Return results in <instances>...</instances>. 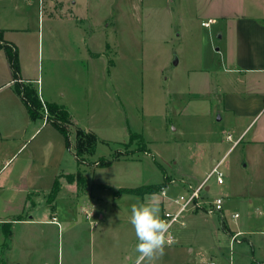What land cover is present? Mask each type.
I'll return each mask as SVG.
<instances>
[{
    "label": "rangeland",
    "instance_id": "374dc122",
    "mask_svg": "<svg viewBox=\"0 0 264 264\" xmlns=\"http://www.w3.org/2000/svg\"><path fill=\"white\" fill-rule=\"evenodd\" d=\"M58 1L62 3L0 0V15L8 14L2 23L16 29L7 36L17 48L23 82L34 87L41 84L58 95L70 112V140L74 141L77 127L97 135L94 152L84 163L97 164L99 157L113 159L107 166L94 168V179L118 185L166 179L165 193L171 198L185 194L188 184L196 187L199 177L237 136L229 120L232 112L222 106L224 92L264 95V73L236 66L230 52L237 21L264 20V0ZM208 18L214 21L208 27L201 25ZM7 63L0 67L2 78L11 77ZM36 119L23 136L21 155H32L34 161L50 166L55 158L49 156L45 140L47 130L54 129ZM131 132L137 135L129 141ZM235 144L219 167L224 182L218 184L212 176L207 181L210 190L200 194L207 201L225 196L229 183L239 181L241 185L230 188L240 192L242 207L238 209L243 212L248 199L264 196V143L256 148L247 147L245 139ZM65 150L64 167H81ZM232 170L236 173L231 174ZM86 171L91 174L90 168ZM68 192L62 190L64 196ZM156 193L158 199L160 190ZM40 197L35 194L36 206ZM72 200L61 197L58 203L65 216L58 214L54 225L34 223L29 229L33 244L3 253V261L7 256L10 264L14 258L16 264H55L58 259L71 264L77 257L86 259L84 219ZM172 206L175 210L176 205ZM188 212L181 214V225L172 227L177 250L166 245L164 254L154 259L164 258L159 264L252 263L248 240L231 248L224 240L222 254L215 252L211 238L190 224L193 214ZM75 216L76 222L68 221ZM194 218L211 225L218 221L216 215L202 211ZM21 226L17 241L23 234Z\"/></svg>",
    "mask_w": 264,
    "mask_h": 264
},
{
    "label": "crops",
    "instance_id": "0c3cea01",
    "mask_svg": "<svg viewBox=\"0 0 264 264\" xmlns=\"http://www.w3.org/2000/svg\"><path fill=\"white\" fill-rule=\"evenodd\" d=\"M53 1L56 4L59 3L58 5L62 3V1L58 0ZM15 9H17L16 6ZM7 18L8 14L4 17L0 15V29L3 30V37L6 41L12 39L7 34L16 30L2 23ZM218 38L219 40L223 39L221 32L218 34ZM230 46L231 54L233 52V64L239 67L242 66L250 72L264 73V20H238ZM216 49L221 50V47H217ZM225 49L228 52V44L225 45ZM4 63H7L6 56L3 49H0V67H4ZM23 75V78H29L27 77L28 75ZM35 80H38V78ZM11 85V77L2 78L0 68V251L2 250L0 253V264H10L8 260L10 259L9 256H7V260L3 261V253L6 254L7 252L8 254L13 248L20 246L30 247L33 244L31 242L32 235H29V229H31L34 223L50 225L57 223V215H64L58 200L61 197L67 198L68 196L76 202L75 207L76 209L78 208L76 212H81V217L83 216L84 222L82 224L86 231L83 236V242L86 243L87 240L84 246H88V257L86 259L77 257L71 264H134L137 255L134 250L136 238L134 229L129 223L130 206L135 202L145 201L149 198L157 199V193L140 195L121 190L122 188H135L147 184L137 185L131 183L130 185H118L110 181L95 180L94 168L98 167L96 163L87 164L86 162L81 163V167L77 166V169H72L71 167L66 169L64 167L65 148L71 153L72 151L66 146L64 136L47 121V116L45 117L44 112L41 124L45 126L49 124L54 129L50 128L49 131L47 130L48 139L45 140V144L47 145L49 156H53L55 160L48 166L39 161H34L32 155H21L22 151L20 150L25 144L21 143L23 136L27 134L29 127L37 119L29 118L24 103L20 96L14 92ZM36 89L39 92L41 101L65 105L58 99V95L49 90V88L43 89V86L41 84L39 86L38 84ZM2 93L6 94L2 95ZM60 96H63V94ZM222 106L225 110L232 112V117L229 120L233 121L232 126L235 132H237V136L234 140L236 142L224 151L219 160L224 158L235 143V145H238L244 139L246 146L249 148H256L264 143V117L262 112L264 109V95L259 93L245 95L242 93L224 92ZM218 119L222 120L223 116L218 117ZM260 120L262 122H259ZM257 122L259 123L256 124ZM71 136L72 132H69V140ZM70 142L73 143L72 140ZM118 159L114 160L117 161ZM112 162L113 159L110 164ZM238 163L241 164L240 162ZM211 167L204 176L202 174L199 177L196 182L197 185L205 179ZM88 168L91 170L90 175L86 171ZM77 170L85 178V183L81 186L75 181L70 182L65 178L66 174L74 173ZM233 173H236V171L232 170L231 174ZM62 177L64 178L62 179ZM56 180L59 189L53 200L48 202L47 196ZM171 180L168 183L172 182ZM207 181L205 190L209 191L210 186L207 184ZM180 183L183 186L187 185L183 178H181ZM232 185L237 187L241 185V182L234 180L229 183V194L223 195L224 197L222 196V216L220 213H207L199 210L204 215H216L218 221L215 219V223L211 225L206 219L200 221V218H194L199 211L186 210L193 214L189 222L193 228L199 227L200 231L211 238L212 250L220 254H222L221 250L224 247L221 243L226 240L231 248L237 242L231 243L229 235L236 231H241L242 240H248L251 246L252 261L256 264H264V196L259 194L253 199H248L247 204H245V210L241 212V209H238L242 207L240 192L236 191L237 189L232 190L230 188ZM189 186L191 185L188 184L187 187L189 188ZM63 189H68L70 195L64 196L62 194ZM35 194L41 196L39 198L40 202H38L39 206H36L37 203L34 200ZM157 200L160 203V216H162L164 211H174L172 208L174 202L166 193L164 195L160 193ZM43 201H45V204ZM85 210L91 213L90 218H86ZM231 211L232 213L230 214ZM234 213H238L236 218L232 216ZM68 219H70L68 220L70 222H76V216L69 217ZM177 224L181 225L182 221ZM18 225H22L20 227L23 231L20 238L21 243H18L20 239L16 240ZM6 230L10 231L9 237H6L4 233ZM242 240L239 243H242ZM5 246L7 250L4 252ZM177 248L175 242L169 246V249L172 251L177 250ZM163 260L164 258L162 260H153L147 264H159ZM12 261V264H16L17 258H14ZM44 263L47 262L44 261ZM17 264L23 263L19 261ZM55 264L67 263L62 259H58Z\"/></svg>",
    "mask_w": 264,
    "mask_h": 264
},
{
    "label": "trees",
    "instance_id": "16d2710c",
    "mask_svg": "<svg viewBox=\"0 0 264 264\" xmlns=\"http://www.w3.org/2000/svg\"><path fill=\"white\" fill-rule=\"evenodd\" d=\"M0 49L4 50L11 70V79L14 90L24 103L29 118H42L45 108L47 111V121L64 136L65 144L69 149H71L74 157L77 160V163H84L85 157L91 155L94 152L95 145L98 140L97 135L91 131H86L80 127H77L74 131V141L71 143L69 140L70 114L67 108L62 104L41 101L36 87L32 86L31 82H23V79L20 76L17 48L14 43L3 39L2 29H0ZM136 135L137 133L131 132L129 134V141L133 136ZM111 161L112 160L99 157L97 165L106 166L109 165ZM65 178L70 182L75 181L80 186L85 183V178L79 170L74 173L66 174ZM165 181L166 179L158 184L141 185L135 188H122L121 190L140 195L145 193H154L158 192L162 187L165 186ZM58 189L59 186L56 180L47 196L48 202L53 200ZM4 233L6 237L10 236L9 230L4 231ZM252 264L256 263L252 261Z\"/></svg>",
    "mask_w": 264,
    "mask_h": 264
},
{
    "label": "clouds",
    "instance_id": "9594fccd",
    "mask_svg": "<svg viewBox=\"0 0 264 264\" xmlns=\"http://www.w3.org/2000/svg\"><path fill=\"white\" fill-rule=\"evenodd\" d=\"M159 209L160 203L155 198L138 201L130 206L129 223L136 238L134 264L162 256L165 246L175 242L170 235L171 224L160 216Z\"/></svg>",
    "mask_w": 264,
    "mask_h": 264
},
{
    "label": "built area",
    "instance_id": "2783aa9c",
    "mask_svg": "<svg viewBox=\"0 0 264 264\" xmlns=\"http://www.w3.org/2000/svg\"><path fill=\"white\" fill-rule=\"evenodd\" d=\"M212 19L209 18L207 20H203L201 21V25L208 27L211 23H212ZM44 114L45 117L47 116V111L44 108ZM227 138L229 140H231V134H227ZM236 141H233V143ZM222 160L216 161L214 163V165L211 167L210 171L208 172V174L206 175L205 179L199 183L196 187H191L189 186L188 190L186 191L185 194H179L178 196L172 198V201L174 202V204L176 205V209L174 211H164L162 214V218L167 220L170 224H171V229H170V235L171 237L174 238L172 231V226L175 223H181V214L186 211V210H202L205 211L207 213H220V215L222 216V209H223V198L222 196L220 197H215L212 200H205L203 198V196H201L200 192L201 190H205V184L206 181L212 177L215 176V180L218 184H222L223 183V173L222 171L219 169L220 164H221ZM160 193L161 194H165V189L164 187H162L160 189ZM86 218H90L91 217V213L88 211H84ZM234 218H236L238 216V213H234L232 215ZM242 232L241 231H236L232 234L229 235L230 238V242H241L242 238H241ZM175 240V238H174ZM44 264H48V263H44ZM208 264H215L213 261H210Z\"/></svg>",
    "mask_w": 264,
    "mask_h": 264
}]
</instances>
